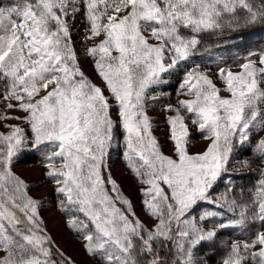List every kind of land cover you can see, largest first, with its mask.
<instances>
[{
    "label": "snow or ice",
    "instance_id": "6c2138e0",
    "mask_svg": "<svg viewBox=\"0 0 264 264\" xmlns=\"http://www.w3.org/2000/svg\"><path fill=\"white\" fill-rule=\"evenodd\" d=\"M77 20L100 85L82 70ZM258 29L264 0H0V264H76L48 231V198L32 194L42 183L94 264H264V48L197 62L205 35L241 48ZM171 77L169 155L150 109ZM193 128L207 141L197 153ZM37 154L41 180L27 181L16 166Z\"/></svg>",
    "mask_w": 264,
    "mask_h": 264
},
{
    "label": "rangeland",
    "instance_id": "374dc122",
    "mask_svg": "<svg viewBox=\"0 0 264 264\" xmlns=\"http://www.w3.org/2000/svg\"><path fill=\"white\" fill-rule=\"evenodd\" d=\"M264 39V37H258ZM73 40L75 42V49L81 59L82 70L89 76V78L96 84L100 85L101 81L98 76L95 74L93 62L90 58H87L85 55V48L91 46V42L85 44L82 42V25L80 24L79 20H77L76 26L73 28ZM259 40V39H258ZM257 40V41H258ZM264 48V43L262 42ZM252 45V44H250ZM250 48H257L251 46ZM247 50V49H246ZM242 48H226L219 50L217 52L209 53L205 56L201 55L198 57L197 62H201L208 67H212L213 69L216 66V62L218 61L219 57L223 56L229 63L232 62L235 54L237 52L243 53L244 51ZM238 70V69H236ZM179 84V77H171L170 83L163 88V92L167 93V95H163L160 97L158 103H156L153 108L150 109V116L153 121V131L158 140L160 141L161 145L163 146V151L166 154L171 155L173 145L169 142V128L166 122L167 113L163 112V107L166 104H175L178 97L176 95L177 87ZM185 97H179V99H184ZM4 109L3 103H0V111ZM19 113H14L9 111L8 115H18ZM4 123H11L15 124L18 123L15 120H8ZM0 130H6L0 128ZM191 146L190 150L193 153H197L203 151L206 148L207 141L203 140L201 135L196 132L193 128L191 129ZM245 156H248V153H243L237 156L232 161L231 171H236L238 168V161L243 159ZM251 159V157H248ZM111 165H112V172L115 178L120 182L124 193L128 195L136 204L137 211H140L139 206V197L137 194L136 189L139 187L130 177L129 172L127 171L125 164L122 160V157L119 155L118 152L114 151L111 157ZM255 167V165H253ZM241 172H246L247 169L240 168ZM16 171L27 181L31 182H38L41 180V163L39 154L36 156L29 155L27 158L19 162L16 166ZM255 174L246 175L243 180L237 181V183L250 185L255 180ZM223 185L217 189V191L222 190ZM32 194L34 196H45L49 200V207L44 210L43 216L45 222L47 224V228L53 239L55 240L56 244L63 250L67 255L71 256L72 259L76 261V264H94L93 261L89 260L88 257L85 256L83 253L80 243L76 240L72 233L65 229L63 223V217L57 212L54 207H51V200H52V185L50 183H42L39 187H34ZM143 218V216H142ZM223 239H228L227 232L222 234ZM220 259V255L217 254L213 257L212 264H218Z\"/></svg>",
    "mask_w": 264,
    "mask_h": 264
},
{
    "label": "trees",
    "instance_id": "16d2710c",
    "mask_svg": "<svg viewBox=\"0 0 264 264\" xmlns=\"http://www.w3.org/2000/svg\"><path fill=\"white\" fill-rule=\"evenodd\" d=\"M258 37H264V30H254L250 31L248 35L245 36V38L241 41H236L234 43L242 44L243 47H241L243 50L249 49V47L253 46L260 48L263 47L262 42L264 43V39L258 38ZM259 39V40H258ZM258 40V41H257ZM233 42H229L228 45H225L223 41L220 40V38L215 36H209L205 35L203 37L202 43L200 45L201 49V55L205 56L207 54H211L213 52H217L222 49H226L229 47H232ZM252 44V45H250ZM234 48V47H232ZM207 49V51H205Z\"/></svg>",
    "mask_w": 264,
    "mask_h": 264
}]
</instances>
